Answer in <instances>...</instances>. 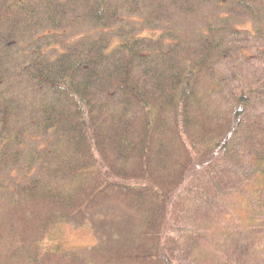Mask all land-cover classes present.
<instances>
[{
    "label": "trees",
    "instance_id": "16d2710c",
    "mask_svg": "<svg viewBox=\"0 0 264 264\" xmlns=\"http://www.w3.org/2000/svg\"><path fill=\"white\" fill-rule=\"evenodd\" d=\"M233 191L264 220V0H0V264H264L243 198L203 251ZM110 203L130 235L71 246Z\"/></svg>",
    "mask_w": 264,
    "mask_h": 264
},
{
    "label": "rangeland",
    "instance_id": "374dc122",
    "mask_svg": "<svg viewBox=\"0 0 264 264\" xmlns=\"http://www.w3.org/2000/svg\"><path fill=\"white\" fill-rule=\"evenodd\" d=\"M145 33L148 35L156 36L157 30H146ZM241 198L247 199L249 201L251 197L250 195H242L239 191H233L231 193L222 194L220 195V197L219 195H217L215 199L208 200L207 202H202L198 205H193V203H191V212H193V208L198 210L197 212H194V214L195 219H199V222L205 221L206 217H209L210 219L214 218L212 226L213 231H211L212 233L208 232L210 237L205 238L206 240L204 242H207V244L203 246V251L209 254H215L216 252L223 249L222 247H224V241H226L223 240V238L225 237L224 234L229 230V233L231 235L230 229H232V227L238 228L239 226L235 211L242 202ZM0 202L3 201L0 200ZM247 203L251 204L249 206L250 208L243 210V214H239V217H243V219L247 223L246 226L243 227V230L246 231V235L244 238L246 239V241H248V243L251 244V246L247 247V250L252 249L256 253L260 252L264 254V228L262 225L264 220H261V217L256 216V213H251L252 208H254L253 202L249 201ZM80 213L84 214L81 215L83 219L81 218L80 221L75 218L77 217V215L72 213L65 215L66 213H64L63 215H65V217H63L62 221L59 222L61 224V234H63V237H65L68 243L74 248H91L93 246L96 247L97 245H101V235L106 236L103 240L114 243L116 239L118 240L121 237L123 238L127 235H130L131 233L128 225L130 224L132 218L129 215L128 211L123 210L118 205L110 203L104 205V207L99 208L98 210L85 211L83 209L82 211H80ZM2 215L3 213L0 211V216ZM253 217V221H255V223H253V221L251 220V218L253 219ZM240 231H242V229ZM230 235H228V237H226L225 239H228ZM210 240H212L213 242H210ZM3 243L8 245L6 242ZM6 245L0 247V254H5L4 252H6ZM243 250L242 251L246 253V248ZM226 251H229L230 255L232 254L231 248H227ZM235 252H241V248L237 249ZM0 257L3 256L0 255Z\"/></svg>",
    "mask_w": 264,
    "mask_h": 264
}]
</instances>
